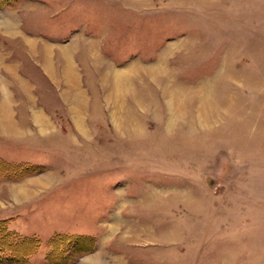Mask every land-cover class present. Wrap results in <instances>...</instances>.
Returning a JSON list of instances; mask_svg holds the SVG:
<instances>
[{"label":"rangeland","instance_id":"rangeland-1","mask_svg":"<svg viewBox=\"0 0 264 264\" xmlns=\"http://www.w3.org/2000/svg\"><path fill=\"white\" fill-rule=\"evenodd\" d=\"M28 1L82 73L0 32V160L28 170L0 178V221L26 264H264V0Z\"/></svg>","mask_w":264,"mask_h":264},{"label":"crops","instance_id":"crops-1","mask_svg":"<svg viewBox=\"0 0 264 264\" xmlns=\"http://www.w3.org/2000/svg\"><path fill=\"white\" fill-rule=\"evenodd\" d=\"M23 7L19 5L16 8H8L2 10V15H1V23H0V32L2 36L7 35L10 36L9 42L12 43H19L21 45H28V44H33L36 43L38 45H43L46 50L52 49L54 54H52V58L48 59L45 58L44 53H39L40 51H36L37 55L41 54L40 57L41 63L40 65V71L43 76L51 79H59L64 77L67 78V80L72 79L70 76L71 74L68 73V70L72 69V72L74 74V68L75 70L78 71L79 77L81 78V67L78 63V56H81V41H78L76 38H71L69 40H62L57 39L56 37H48L49 35H43L40 33H34L30 29L37 30V28L32 27L33 24L30 25V22L33 20V13H41L43 16H48V13L50 12L49 9H42L41 11L37 9L36 5L33 4V1H28V0H22ZM36 4V3H35ZM36 6V7H34ZM48 10V11H47ZM50 14V13H49ZM48 19L51 18L49 15L47 17ZM51 20V19H50ZM34 23V22H33ZM5 41L0 37V62L2 64L7 62V57H4L3 55V48H1L4 44ZM9 43V44H10ZM18 44V45H20ZM25 48V47H24ZM45 50V49H44ZM5 51V50H4ZM3 55V56H2ZM13 54H11L10 57H12ZM39 56V55H38ZM68 56V57H67ZM44 61V62H43ZM1 64V63H0ZM2 68V67H0ZM19 74V72H17ZM0 76H2L0 72ZM19 76V75H18ZM26 82V78L23 74L19 76ZM53 80V81H54ZM23 82V84H25ZM56 82V81H54ZM27 86V84H25ZM38 107L37 110L40 111V114H36V124L37 125H42L39 121H37L39 118H47V120H50V118L55 114V111L57 108H49L45 104L41 105H36ZM44 116V117H43ZM12 125V124H11Z\"/></svg>","mask_w":264,"mask_h":264},{"label":"trees","instance_id":"trees-1","mask_svg":"<svg viewBox=\"0 0 264 264\" xmlns=\"http://www.w3.org/2000/svg\"><path fill=\"white\" fill-rule=\"evenodd\" d=\"M26 171L28 170L26 167H23V165H17L15 167L13 164L0 160V178H12L13 173L20 177ZM4 222L0 221V264H26L27 259L32 255V252L36 250L37 244L31 239L18 238V236L7 229V226H5L6 222ZM69 238H67V240L71 239ZM73 240L74 239H72V241ZM78 242L80 246H85L83 247L84 250H79H83V252L91 250L89 246L91 242H88V240L79 238ZM68 243L69 242L65 243L61 238L56 237L53 239L51 242L52 249L50 250L47 260H55L56 257L58 258L61 249Z\"/></svg>","mask_w":264,"mask_h":264}]
</instances>
